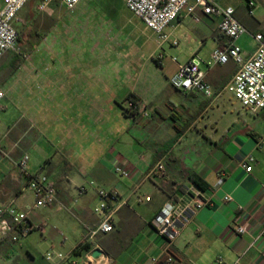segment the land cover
Wrapping results in <instances>:
<instances>
[{
  "label": "crops",
  "instance_id": "1",
  "mask_svg": "<svg viewBox=\"0 0 264 264\" xmlns=\"http://www.w3.org/2000/svg\"><path fill=\"white\" fill-rule=\"evenodd\" d=\"M84 3L73 15L54 21L38 45L27 50L29 61L13 52L0 58V88L8 104L18 110L12 127L0 136V146L10 159L28 154L29 170L46 174L57 191L51 209L30 210L33 196L24 188L25 179L9 159L0 160V203L13 200L33 224L45 225L41 240L34 231L19 243L0 241V259L25 251L35 262L38 250L49 246L83 264L88 251L73 252L88 243L89 251H102L90 264H264V147L256 148L264 136V109L250 114L240 106L249 122L232 117L231 124L221 125V96L237 66L232 61L207 65L213 50L226 43L219 19L196 7L192 14L184 10L166 29L176 46V38L182 41L187 55L176 61L171 76L178 65L198 58L213 89L207 97L175 90L169 79L146 80L138 68L128 72L127 66H116L112 35L80 26L88 24ZM235 17L248 30L236 40L248 59L256 48L252 35L264 34V26L236 11ZM124 28L133 34L135 27L126 23ZM129 98L148 116L126 115ZM248 155L254 158L250 173L240 167ZM160 161L163 174L150 175ZM116 165L128 170L130 177L116 174ZM190 175L207 184L203 194L212 205L196 211L167 248L150 221L165 203L187 200ZM79 187H84L83 194ZM99 189L117 191V210L112 232L89 242L86 232L99 220L94 214ZM225 196L230 200L224 201ZM238 227L245 232L237 234Z\"/></svg>",
  "mask_w": 264,
  "mask_h": 264
},
{
  "label": "built area",
  "instance_id": "2",
  "mask_svg": "<svg viewBox=\"0 0 264 264\" xmlns=\"http://www.w3.org/2000/svg\"><path fill=\"white\" fill-rule=\"evenodd\" d=\"M30 0H0V58L6 52H13L27 62L31 59L30 51H23L18 45L19 33L15 23L18 13L27 5ZM57 1L67 10H75L82 0H39L35 10L40 13H47L52 2ZM127 10L137 17L141 23L149 29L157 39L160 46L170 42L172 46L177 45V41H170V35L166 29L185 10L187 14H192L196 7L201 8L203 14L215 16L219 19L218 29L225 37L226 43L222 49H215L210 55L208 66L224 65L232 61L237 66V70L231 80L224 87L223 91L228 92L231 97L238 102L241 108L250 114H256L264 109V34L256 33L252 37L256 48L254 53L244 59L241 48L236 44V40L248 33L235 17V10L230 6H221L214 0H122ZM192 2V3H191ZM249 14L253 8V3L248 1ZM197 20V18H195ZM158 57V62L161 60ZM176 63V59H173ZM201 61L196 57H191L187 62L178 65L176 72L169 78L170 86L184 93L199 92L207 97L213 95L212 87L205 80V73L200 69ZM5 97L4 91L0 88V101ZM125 114L131 118L148 116V112L136 101L128 100ZM264 147V136L257 142L256 148L261 150ZM9 159L12 166L25 179L24 188L33 196L30 210L51 209L57 202V191L55 184L46 174L39 171H30L28 168L29 156L22 154L18 159H10L8 153L0 146V160ZM254 158L248 155L240 161V167L250 173ZM116 174L122 178H129L130 173L121 165L114 168ZM164 172L163 162H158L150 175H161ZM92 185L93 182H90ZM84 187L78 188V193L83 194ZM188 198L183 203H165L158 214L154 216L150 225L165 240L166 247L169 248L180 236L193 215L199 209L211 206L212 202L206 198L203 191L193 184L187 189ZM98 206L94 208V214L98 216V224L86 232V240L93 241L97 236L112 232V216L117 210L116 204L118 193L116 190L97 191ZM148 200V198L146 199ZM230 200L225 196L224 201ZM45 232V225L33 224L28 212L20 209L12 200L8 203H0V241L19 243L28 237L32 232ZM237 234L244 233L243 227L236 229ZM92 252L88 251L84 255L83 264H90L94 260ZM46 261H69V255L61 252L47 251ZM169 262L172 257H168ZM155 261V259H153Z\"/></svg>",
  "mask_w": 264,
  "mask_h": 264
},
{
  "label": "rangeland",
  "instance_id": "3",
  "mask_svg": "<svg viewBox=\"0 0 264 264\" xmlns=\"http://www.w3.org/2000/svg\"><path fill=\"white\" fill-rule=\"evenodd\" d=\"M214 1L221 6L234 8L237 15L248 20L257 19L264 26V0ZM248 1L254 5L251 9V14H249L247 7ZM38 2L39 0H30L17 16L15 27L19 36H21L19 47L23 51L36 47L40 42V36L53 28L52 26L56 19L61 20L75 13L73 10L65 9L57 1L50 4L51 12L48 13L49 15L40 13L35 10ZM84 4H86V11L83 12V15L87 17L88 24L80 26L88 27L84 30L112 35L114 44L113 63L116 66H127L128 72L132 71L131 68H138L141 70L144 79L164 82L171 77V72L175 68L176 63L173 59L180 63L186 58L187 55L182 52V41L180 39L176 38L179 44L176 47H171L167 42L159 46L156 36L127 10L122 0H85ZM126 23L134 25L133 34H127L125 31L124 25ZM80 26H78L79 29H81ZM57 30L62 31L63 29L58 26ZM159 56L162 58L160 62L157 60ZM200 68H204L203 63H200ZM222 99L224 101H220L222 102V105L220 104L221 125L231 124L232 117L236 121L239 118V122H249V115L244 113L238 102L228 92H224L221 96ZM223 104L226 105L224 109L226 115L222 111L224 108ZM1 107H6V110H2ZM17 114L18 110L14 106L9 105L5 98L0 101V136L4 135L12 127L18 116ZM133 132L129 131L130 134ZM135 137L140 139L138 136ZM44 141L46 140L44 139ZM44 141L41 140V144L45 145ZM36 158L39 159L38 156ZM96 206H98V203ZM39 239L41 240L40 236ZM46 251H51L49 246L38 250L35 255V262H32L25 251H21L19 255L1 258L0 264H46Z\"/></svg>",
  "mask_w": 264,
  "mask_h": 264
},
{
  "label": "trees",
  "instance_id": "4",
  "mask_svg": "<svg viewBox=\"0 0 264 264\" xmlns=\"http://www.w3.org/2000/svg\"><path fill=\"white\" fill-rule=\"evenodd\" d=\"M22 34V33H21ZM21 43V36L18 38V45ZM132 101H135L132 98H129ZM191 183L200 189L201 191H205L207 189V184L197 175H190L189 176ZM90 250V244H83L78 250H74L73 254L74 255H79L81 251H89Z\"/></svg>",
  "mask_w": 264,
  "mask_h": 264
},
{
  "label": "water",
  "instance_id": "5",
  "mask_svg": "<svg viewBox=\"0 0 264 264\" xmlns=\"http://www.w3.org/2000/svg\"><path fill=\"white\" fill-rule=\"evenodd\" d=\"M92 258H97L100 257L102 255V251L99 248H96L93 252H92Z\"/></svg>",
  "mask_w": 264,
  "mask_h": 264
}]
</instances>
